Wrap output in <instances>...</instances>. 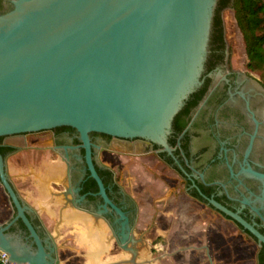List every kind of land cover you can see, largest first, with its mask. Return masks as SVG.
<instances>
[{
  "label": "water",
  "instance_id": "water-1",
  "mask_svg": "<svg viewBox=\"0 0 264 264\" xmlns=\"http://www.w3.org/2000/svg\"><path fill=\"white\" fill-rule=\"evenodd\" d=\"M7 2L10 9L0 13V137L60 126L77 132L79 145L57 148L83 149L80 158L98 186L102 209L92 213L74 201L78 189L71 188L66 152L60 155L66 175L61 194L66 204L106 223L103 214L108 207L114 210V229L108 226L120 248L131 254L122 263L135 264L138 253L151 245L165 255V264H257L255 244L231 222L192 203L179 179L150 154L153 144L171 152L167 137L173 119L202 83L217 0ZM222 16L233 62L242 66L234 10ZM91 132L120 139L98 158L133 196V226L108 197L95 169L92 148L98 146L91 142ZM47 138L48 132L29 135L31 148L11 156L43 145ZM8 201L15 214L4 223L11 212ZM208 202L248 231L258 246L264 245V235L254 225L214 199ZM27 211L0 153L4 264H58L53 235L41 238ZM17 220L31 243L8 231Z\"/></svg>",
  "mask_w": 264,
  "mask_h": 264
},
{
  "label": "flooded vegetation",
  "instance_id": "flooded-vegetation-1",
  "mask_svg": "<svg viewBox=\"0 0 264 264\" xmlns=\"http://www.w3.org/2000/svg\"><path fill=\"white\" fill-rule=\"evenodd\" d=\"M9 9L7 0H0V13ZM231 9L232 5L228 3L222 9H218V13L216 12L221 20H215L212 24L207 59L201 74L202 83L186 101L182 112L172 123L171 132L167 137L171 152H161L160 147L153 144L150 147V154L179 179L181 192L194 201L192 203L205 206L231 222L239 234L253 242L256 246L257 261V253L264 245L258 246L252 235H248L232 219L226 218L208 202V199H214L238 213L264 235V83L246 64L238 66L233 62L222 16L223 12ZM42 132H48L47 142L32 148L45 151L51 161L60 159V155L66 152L70 164L71 188L78 189L77 193H73L74 201L81 209L97 213L102 209V199L97 195V184L89 176L85 163L80 158L83 156V149L57 148L75 147L80 144L74 129L60 126L52 130L1 136L0 144L13 148L3 157L7 161V157L22 149L31 148L27 136ZM89 136L91 142L98 146L92 148L98 175H105V170L112 172L111 178L107 179L106 183L103 182L106 193L111 201L126 213L130 225L133 226L137 212L133 196L117 181L115 172L98 158L100 151L109 150L111 144L119 142L120 139L96 132H91ZM13 137L16 139L13 140ZM131 142L136 140L133 139ZM141 145L145 151H149L148 145L142 143ZM59 170L54 171L53 175H59ZM56 185L58 183H52V187ZM13 186L28 207L27 216L38 235L46 238L50 232L43 224L39 213L20 195L14 184ZM63 190L64 186H61L58 192L61 193ZM41 191L45 195L44 188H41ZM194 192L198 197L193 194ZM68 197L70 198L69 195ZM64 201L66 202L65 199ZM9 206L11 212L4 223L10 221L15 214L10 202ZM77 210L70 212L71 219H84L76 213L85 212ZM86 214L85 217L87 215L93 217ZM103 216L107 220V223L103 221V226L112 235L108 224L111 225L116 214L108 207ZM111 228L114 229V226L111 225ZM8 231L21 235L24 241L31 243L28 231L20 220L15 221ZM102 231L99 228L98 233L103 236ZM114 239L119 244L116 238Z\"/></svg>",
  "mask_w": 264,
  "mask_h": 264
},
{
  "label": "rangeland",
  "instance_id": "rangeland-1",
  "mask_svg": "<svg viewBox=\"0 0 264 264\" xmlns=\"http://www.w3.org/2000/svg\"><path fill=\"white\" fill-rule=\"evenodd\" d=\"M234 23L237 25L243 66L247 63V57L235 12ZM252 72L257 74L263 81L264 77L262 78L259 71ZM50 159V156L45 151L32 148L7 158V165L13 171L12 179L21 195L27 196L30 200L32 198L37 200L42 196V201L45 204L50 199L51 202H54V204L40 208V217L56 242L58 264H96V262L97 264H112L114 262L117 264H133L120 263L121 261L129 260L131 254L120 248L109 230L104 228L101 221L93 217H85L84 214L76 212L84 219H71V211L67 213L64 210L65 201L63 195L58 191L66 182L62 179L58 185L51 189L48 187V181L58 177V174L56 176L53 175L54 171L60 169L58 166L49 168L51 171H46L44 181L39 178V175H36L37 172L28 170L29 167L34 165H40L39 169H41L42 165L46 164L47 161H49V164L53 163ZM40 184L41 188L45 190V195L40 191ZM98 226L103 230V236L98 233ZM164 257V254L158 253L151 245H146L137 255L135 264H165Z\"/></svg>",
  "mask_w": 264,
  "mask_h": 264
},
{
  "label": "trees",
  "instance_id": "trees-1",
  "mask_svg": "<svg viewBox=\"0 0 264 264\" xmlns=\"http://www.w3.org/2000/svg\"><path fill=\"white\" fill-rule=\"evenodd\" d=\"M228 3L231 4L234 9L235 18L243 36V40L245 44V52L247 57L246 66L251 71H259L263 78L264 77V0H217L213 21L221 20L220 16L216 14V12L218 13L219 11L218 9H222ZM263 83H264V79H263ZM193 93L189 95L188 99L192 97ZM182 109L176 114L172 123H174V121L178 118V116L182 112ZM11 150H13V148L0 144V153L2 154V156H5ZM111 176H112V172L109 170H105V175L100 174L101 179L105 183L107 179L111 178ZM193 194L196 197H198V194L196 192H194ZM223 215L226 218L231 219L225 214ZM236 224L238 225L239 228L242 229V227L238 223ZM244 231L251 236V234L248 231L246 230ZM0 264H4V263L0 260ZM257 264H264V246H262V248L257 253Z\"/></svg>",
  "mask_w": 264,
  "mask_h": 264
},
{
  "label": "crops",
  "instance_id": "crops-1",
  "mask_svg": "<svg viewBox=\"0 0 264 264\" xmlns=\"http://www.w3.org/2000/svg\"><path fill=\"white\" fill-rule=\"evenodd\" d=\"M44 145V144H43ZM49 161H47L46 162V164H44V165H42L43 167L41 168V169H39V166L40 165H34L33 167H29L28 168V170H31V171H35V172H37L36 173V175H39V178L42 180L43 179V181H44V174L46 173V171L49 169V168H54V167H59L60 168V173H59V175H58V177H55V178H53V179H50L49 181H48V187L51 189L52 188V183H59L62 179H63V181H65L66 182V179H65V165H64V163L60 160V159H55V160H53V161H51V162H53V163H51V164H49L48 163ZM48 163V164H47ZM7 171H8V174H9V177H10V180H11V182L14 184V181H13V179H12V173H13V171H11L10 169H9V167H8V165H7ZM31 175V174H30ZM33 176H34V174H32ZM40 180V181H41ZM15 185V184H14ZM66 186V184L64 185V187ZM16 187V186H15ZM40 191H41V184H40ZM18 190V189H17ZM42 193V192H41ZM21 195V194H20ZM21 196H23V198L39 213V215H40V212H41V209L43 208V207H45V206H47V205H51V204H54V202H51V199L50 200H48V202H47V204H45L43 201H42V196H41V198L39 199H31L30 200V198H28L27 196H24V195H21ZM63 199H64V197H63ZM36 200V201H35ZM41 208V209H40ZM64 210H66V212L68 213L69 211H72V210H77L76 208H74V207H72L70 204H66V202L64 203ZM77 211H79V212H82V211H80V210H77ZM82 213H84V212H82ZM84 214H86V213H84ZM87 215V214H86ZM88 217H90L89 215H87ZM96 219V218H95ZM96 220H98V221H101L102 222V224H103V221L101 220V219H96ZM104 225V224H103ZM51 233V232H50ZM52 234V233H51ZM54 238V237H53ZM139 254V253H138ZM115 264H117L116 262H114ZM114 263H112V264H114Z\"/></svg>",
  "mask_w": 264,
  "mask_h": 264
},
{
  "label": "built area",
  "instance_id": "built-area-1",
  "mask_svg": "<svg viewBox=\"0 0 264 264\" xmlns=\"http://www.w3.org/2000/svg\"><path fill=\"white\" fill-rule=\"evenodd\" d=\"M0 260L4 263L3 255H0Z\"/></svg>",
  "mask_w": 264,
  "mask_h": 264
},
{
  "label": "bare ground",
  "instance_id": "bare-ground-1",
  "mask_svg": "<svg viewBox=\"0 0 264 264\" xmlns=\"http://www.w3.org/2000/svg\"><path fill=\"white\" fill-rule=\"evenodd\" d=\"M80 216V215H79ZM73 219V218H72ZM79 219V218H78ZM97 261V260H96ZM96 264H97V262H96Z\"/></svg>",
  "mask_w": 264,
  "mask_h": 264
}]
</instances>
